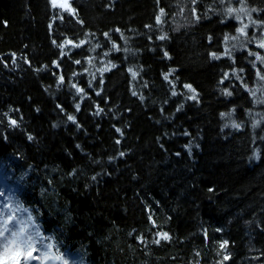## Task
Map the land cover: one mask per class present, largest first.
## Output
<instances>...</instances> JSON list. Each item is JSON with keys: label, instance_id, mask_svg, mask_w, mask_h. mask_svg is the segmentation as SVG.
<instances>
[{"label": "trees", "instance_id": "1", "mask_svg": "<svg viewBox=\"0 0 264 264\" xmlns=\"http://www.w3.org/2000/svg\"><path fill=\"white\" fill-rule=\"evenodd\" d=\"M241 6L0 0V171L61 251L84 264H264V64L249 55L264 56V25L226 42L240 24L225 9ZM244 6L264 21V0ZM158 232L171 239L153 243Z\"/></svg>", "mask_w": 264, "mask_h": 264}, {"label": "snow or ice", "instance_id": "2", "mask_svg": "<svg viewBox=\"0 0 264 264\" xmlns=\"http://www.w3.org/2000/svg\"><path fill=\"white\" fill-rule=\"evenodd\" d=\"M224 0H221L223 3ZM232 0H228V3H231ZM53 7L57 6V0H51ZM236 3L242 5L239 8L235 7H227L225 9V13L227 16L234 18L240 24V26L236 29L239 36H225V41L228 40L237 41L240 36H243L248 39V42L251 43V38H248L247 29L250 25H264V21H257L251 18L250 12L247 11L246 0H236ZM60 7L66 9L70 12H74L68 4L67 0H64V3L60 4ZM252 11H257L256 9H252ZM164 14L163 9H161V15ZM243 14V15H241ZM244 16L248 17V23L244 22ZM157 23H160V16H157ZM107 35V34H105ZM165 37L161 36L160 39H164ZM71 43V41H68ZM83 43V41L81 42ZM257 47L260 49H264V35H262L258 40H256ZM78 46V45H77ZM115 47V45H114ZM235 47V44L233 45ZM107 55V53H105ZM167 55V53H165ZM214 58L219 59L215 53L212 54ZM224 55H231V50L229 48H225ZM249 55L254 56L256 61H260L261 64H264V56L259 53L249 52ZM79 63V61H76ZM255 67V63L253 64ZM110 67H114V65H110ZM101 73L108 71L109 67L98 69ZM132 73L133 79L136 78L137 73L132 69H129ZM169 75L171 73L166 74L164 79L168 80ZM227 77V73L225 74ZM257 77L259 80L264 81V74H261L260 70L257 69ZM63 81V77L60 78ZM75 87V85H73ZM189 91L193 93L189 99H197L195 94V89L192 88L191 85H185ZM77 92H83V89L77 88ZM227 95H231V92H227ZM135 95V92L133 93ZM173 95H176L173 92ZM255 95V93H253ZM260 102L264 103V100ZM79 104L76 105L77 111H79ZM179 110V109H178ZM226 115H230V113H221V116L224 117ZM68 120L76 122V118L73 115H68ZM10 125L15 127L17 126L16 120H10ZM233 127H239V125L233 123ZM117 131H120L117 129ZM29 140L32 139L31 136L28 137ZM119 143V141H117ZM120 155H124V153H120ZM0 197H5V193L0 191ZM151 219V217H150ZM153 225L155 226V222L153 221ZM156 239L153 243L159 244L161 240H170L171 237L167 232H158L155 234ZM228 242L223 241L220 244V248H226ZM61 247H64L62 243L55 238L53 235H45L42 231L41 224L38 222V216L33 215V211L29 209V207H25L19 201H14L13 196L9 195L5 197L3 203H0V264H8L10 257H15L12 261V264H84L83 256H77L76 254L69 251L66 247L64 251H61ZM35 253V254H34ZM21 257L23 260L21 261ZM225 260L229 259L226 255L224 257Z\"/></svg>", "mask_w": 264, "mask_h": 264}, {"label": "rangeland", "instance_id": "3", "mask_svg": "<svg viewBox=\"0 0 264 264\" xmlns=\"http://www.w3.org/2000/svg\"><path fill=\"white\" fill-rule=\"evenodd\" d=\"M67 2H68V4L70 5V0H67ZM62 3H64V0H57V6L56 7H54L58 12H62V11H66V9H63V8H61L60 7V4H62ZM68 11V10H67ZM185 17V16H184ZM184 21H185V19H184ZM67 45L69 46V47H71V46H73L74 44L73 43H68L67 42ZM66 46V45H65ZM3 181V178H2V176H1V174H0V191H3L4 193H5V197H6V194H11L12 192H13V190H14V188L12 187V186H5V187H3L2 186V184H1V182ZM4 182V181H3ZM5 197H0V203H3L4 202V200H5ZM35 254V253H34ZM15 259V257L13 256V257H10L9 258V262H8V264H12V261ZM23 260V258L21 257V261Z\"/></svg>", "mask_w": 264, "mask_h": 264}]
</instances>
